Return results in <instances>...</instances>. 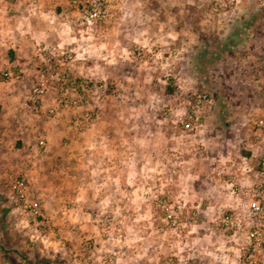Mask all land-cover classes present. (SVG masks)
<instances>
[{
  "label": "clouds",
  "instance_id": "obj_1",
  "mask_svg": "<svg viewBox=\"0 0 264 264\" xmlns=\"http://www.w3.org/2000/svg\"><path fill=\"white\" fill-rule=\"evenodd\" d=\"M4 253L264 264V0H0Z\"/></svg>",
  "mask_w": 264,
  "mask_h": 264
},
{
  "label": "rangeland",
  "instance_id": "obj_2",
  "mask_svg": "<svg viewBox=\"0 0 264 264\" xmlns=\"http://www.w3.org/2000/svg\"><path fill=\"white\" fill-rule=\"evenodd\" d=\"M5 257H6V264H16V261L14 258H12L11 256H7L6 253H4ZM21 259H26L25 257L21 256ZM41 264H47V261H42Z\"/></svg>",
  "mask_w": 264,
  "mask_h": 264
}]
</instances>
